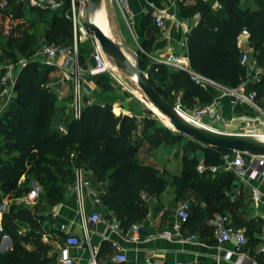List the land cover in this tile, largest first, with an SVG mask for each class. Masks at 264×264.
I'll list each match as a JSON object with an SVG mask.
<instances>
[{"label": "trees", "instance_id": "16d2710c", "mask_svg": "<svg viewBox=\"0 0 264 264\" xmlns=\"http://www.w3.org/2000/svg\"><path fill=\"white\" fill-rule=\"evenodd\" d=\"M149 1L160 6V0ZM216 3L217 7H212L206 2H197L182 11L183 17H199L198 23L186 34V56L190 68L226 88L237 87L246 75L245 67L239 62L237 37L241 30L247 29L250 34L249 44L253 47L252 57L262 69L260 82L251 85V88L257 92V98L264 106V0H253L257 6L256 10L242 8L240 0H216ZM19 8L14 7L12 10L16 13ZM36 15L37 19L31 24H45L49 34L60 39L55 41V44L73 46L70 20L61 13H54L49 18H43L38 13ZM34 38L28 28H25L21 36L10 37L1 45L3 55L0 58L15 61L31 57L40 47L25 54ZM86 48L87 45L78 42L80 62L88 55ZM137 55L141 70L172 106L175 107V97L180 93L190 99L206 100L205 104L212 100L211 95L196 85L186 71L165 65L158 70L154 67L148 68L146 56L143 53ZM51 70L35 63L29 64L18 78L14 101L0 120V134L5 136V145L0 148V152L2 151L3 156H10L9 161L14 162L11 164L8 160L0 159L2 190L6 194L11 192L15 197L26 194L28 187L17 188V183L24 169L29 166L30 171L34 172L35 180L46 189L45 194L52 209L54 205L66 201L68 186L74 178L73 167H83L92 172L93 182L99 189L108 182L107 188L101 189L102 206L108 209L111 215L117 216L122 229L125 230L134 223H141L147 215L150 200L165 191L168 181L159 176L154 167L143 164L136 158L140 148L139 138L134 137L139 128L138 119L135 116L115 115L112 112V103L115 102V99L110 97L112 89L106 78L97 77L95 82L102 89L98 101L106 103V108L101 109L97 105L85 106L79 120L73 118L72 112L65 118L64 110H61L66 133H60L56 127L59 119L56 96L48 86ZM114 111L119 112L117 108ZM142 124L144 129L154 124L161 140L166 144L174 145L188 138L160 123L149 110ZM8 140L11 142L6 143ZM187 140L191 152L200 151L206 165L221 164L225 151L204 147L190 138ZM75 150L80 152L82 161L70 165L69 153ZM12 152H17L18 155L11 157ZM195 158L192 157L187 165H184L186 170L180 176L170 178L171 184L179 191L193 190L205 202L208 213L197 210L195 217L192 219L190 213L187 220L188 222L192 219L196 226L201 227L205 218H211L215 213H224V209L229 207L231 202L228 195L237 186V179L231 173L223 171L214 175L208 172L199 174L198 161ZM84 161H88V164ZM19 223L28 224L34 229L31 235H35V230L39 227L29 209L12 207L9 213L4 214L3 228L15 239L20 237L16 234ZM243 226L237 225L235 228ZM248 227L251 232L258 231V226ZM28 236L30 235L16 240L9 253L0 255V264H51L46 256L47 247L40 241L41 234L37 235V240L30 243L32 249H28L20 241L26 240ZM247 238L245 249L253 254L258 237L251 240L247 235ZM256 258L261 260L259 255H256Z\"/></svg>", "mask_w": 264, "mask_h": 264}, {"label": "built area", "instance_id": "2783aa9c", "mask_svg": "<svg viewBox=\"0 0 264 264\" xmlns=\"http://www.w3.org/2000/svg\"><path fill=\"white\" fill-rule=\"evenodd\" d=\"M88 0H0V31L4 38L12 37L15 27L18 25L15 18L14 7L26 6L29 9H35L45 12L61 13L63 17L70 20L73 31V46L66 47L55 43L42 44L29 58H19L15 61L0 58V120L4 118L8 112L12 102L16 97V86L21 72L31 63L49 69H61L63 75L60 81L64 84L71 83L72 99L71 112L73 118L79 120L82 110L85 106L97 105L101 109L106 108V103L99 102L95 99L83 83L85 79H94L97 77H106L111 81L122 85L116 70L111 64L108 56L98 47L93 36L86 33L85 14ZM121 17L130 30L134 26V15L132 11V0H114ZM167 5L171 0H162ZM12 7V8H11ZM11 8V10L9 9ZM151 15L156 27L163 31L167 19H171L175 26L181 27L183 23L177 20L173 15H169L165 7H157L154 3H150ZM93 41L94 50L91 56V64L83 69L78 63V42L83 38ZM250 34L247 29L240 31L237 37V47L240 51L239 62L245 67L246 75L242 83L235 88H226L214 81L195 73L190 66L187 65L184 58L168 57L158 59V63L186 71L195 82L196 85L203 89H211L213 92L212 100L202 106H198L188 114L189 120L196 126L210 131L221 132L218 127L206 122V120H215L218 123L237 124L239 132L233 134H241L247 136H255L264 134V106L261 105L257 98V92L251 88V85L259 83L261 80L262 69L257 65L256 60L252 57L253 47L249 44ZM3 55L0 45V57ZM231 98L235 105H240L248 109L251 115L242 114L231 116L228 120L222 117V99ZM86 98V101H84ZM136 98L145 103L139 96ZM177 110H179L176 107ZM152 111V109H151ZM112 112H114L112 108ZM153 112V111H152ZM164 125L169 128L162 120ZM171 129V128H170ZM58 131L65 134V126L59 125ZM223 133V132H221ZM222 162L219 166H208L203 158L197 165L199 174L210 173L216 174L219 171L231 173L240 183H248L251 180H260L264 186V156H250L239 152H226L222 155ZM74 178L68 186V193L72 195L76 201L77 215L80 222L85 225L106 223L108 230L112 233H120L126 240L138 242L140 240V223H134L127 229H122L120 221L115 215H111L109 219H103L96 207L102 205L101 192L97 185L91 179L92 172L83 167H73ZM261 192L257 188L252 189V200L257 203L260 200ZM87 204L92 208L87 215ZM54 205L51 209V218L55 221L59 220L60 206ZM4 206V205H3ZM190 203L182 202L176 209V215L180 222L185 223L190 216ZM0 209V241L4 242L9 239V234L4 230L2 220L5 208ZM216 245L219 250L224 244H230L234 247L232 251H225L223 258L230 264H264V227L258 234V244L251 254L246 250L248 238L244 230L236 229L227 214L215 213L209 219ZM177 230L179 227H175ZM57 237L61 242L57 245L58 264H81L71 253L73 249L82 247L81 239L72 234L67 222H58L56 227ZM164 236L168 237V234ZM45 237V236H44ZM120 250V248L113 244ZM259 255L261 260L256 258ZM97 250L91 252L87 264H97ZM127 257L121 251H118L112 257L115 263L126 262ZM144 264H152L150 259H145ZM167 264H183L178 260H172Z\"/></svg>", "mask_w": 264, "mask_h": 264}, {"label": "crops", "instance_id": "0c3cea01", "mask_svg": "<svg viewBox=\"0 0 264 264\" xmlns=\"http://www.w3.org/2000/svg\"><path fill=\"white\" fill-rule=\"evenodd\" d=\"M197 2H206L212 7H217L216 0H171L167 5H164L163 1L160 0V6H156L165 7L169 15H173L183 23V26L178 27L173 24L171 19H167L163 31L156 27L149 14L151 10L149 0H132L131 2L135 32L133 28L130 30L125 24L114 0H102L103 6L99 4L100 9L98 10L104 12L105 19L109 22H106L105 28L108 35L110 34L109 37L121 45L130 46L131 50L135 48L136 54L137 51H141L148 60L147 67H154L158 70L159 67L164 66L158 63V59L170 56L184 58L187 65L190 66L186 56V34L198 23L199 17L198 15L183 17L182 11L194 6ZM240 6L252 10L257 9L253 0H240ZM112 23H115L119 29L117 36H112ZM22 24L18 23L15 27L12 38L21 36L27 26H22ZM128 29L132 39L128 35ZM80 42H89L87 44L90 46L88 55H85L81 62L78 60L80 66L85 69L91 64L94 45L92 40L88 41L85 38ZM122 73L127 74L123 71ZM122 73L116 71L122 85L104 77L112 89L111 95L115 94L114 90L128 95L127 97H117L116 101L112 103V108L113 110L115 108L119 110L117 115L135 116L138 120L143 119L146 116L140 117L131 110L140 106L143 102L137 99L136 95L122 82L120 78ZM62 75L63 71L61 69H52L49 73L50 82L48 81V86L56 96L61 92L62 98L64 100L68 99L71 103L72 85L71 83H62L60 81ZM83 85L95 99L99 100L102 89L95 82V78L92 80L85 79ZM206 91L212 97L213 92L211 89ZM84 101H86V98ZM242 114L251 115V112L243 106L235 105L231 98L225 97L222 99V117L224 120ZM232 126H237V129L232 128ZM218 129L223 133L233 134L237 132L238 125L218 123ZM136 158L143 164L151 165L148 159H141L137 156ZM91 179L93 180V177ZM107 186L108 182L101 185V189L105 190ZM253 188H257L261 192L260 200L257 203L252 200ZM228 196L231 204L227 209H224V214L229 216L234 227L244 225L243 228L239 229L244 230L251 240L256 239L264 227V186L261 181L255 179L242 184L237 180V186ZM186 201L190 203L192 219L195 217L197 210L202 211L204 214L209 211L198 193L193 190L179 191L170 181L159 197L150 200L147 215L140 223V240L138 242L126 240L120 233L110 232L104 222L83 225L77 215L76 201L68 192L66 201L60 206V216L57 223L67 222L70 232L81 239L82 247L71 251L72 255L81 264L88 263L93 250H97V264H144L145 259H150L152 264H167L172 260L181 261L183 264H230L224 260L223 253L232 251L234 247L230 244H224L221 250L218 249L209 223L210 218H205L201 227L196 226L192 219L187 223L180 222L176 215V209L182 202ZM91 210L92 208L87 204V215ZM95 210L99 211L103 219H108L107 217L111 215L109 210L102 205L96 207ZM249 225L252 228L258 226V231L251 232ZM177 226L179 227L178 230L175 228ZM165 234L169 236L166 237ZM114 243L120 250L113 246ZM118 251L126 255V262L115 263L112 261V257Z\"/></svg>", "mask_w": 264, "mask_h": 264}, {"label": "rangeland", "instance_id": "374dc122", "mask_svg": "<svg viewBox=\"0 0 264 264\" xmlns=\"http://www.w3.org/2000/svg\"><path fill=\"white\" fill-rule=\"evenodd\" d=\"M102 4V3H100ZM103 6V4H102ZM100 9L99 5L91 12L90 14V19L92 20V17L95 12ZM29 9L28 7L21 6L19 8V11H16L15 13V18L17 19L18 23H23L22 26H26L25 28H28V32L32 35H34V40L32 41V44L30 45V48L25 52L30 53L31 51L34 52L39 46H41L44 43L47 42H54L57 40H60L58 38H55L54 36L50 35L49 32L47 31V27L45 24H39L35 23L31 24L32 21H35L34 19L36 18V14H41L43 18H49L54 15V12H45V11H39ZM109 13L111 14V10L109 9ZM105 22H108L105 19ZM109 23V22H108ZM106 28V27H105ZM1 30V29H0ZM86 31V33L89 36V31L87 29H83V31ZM106 30V29H105ZM133 31L135 32V26H133ZM20 32V31H17ZM129 32V37L131 38V33L128 29ZM105 33L108 35L107 30ZM119 33V29L115 23H112V36H117ZM8 38H4L3 35L1 34L0 31V45L6 43ZM132 39V38H131ZM88 41H91L90 37H88ZM116 42V41H115ZM85 46L87 45L86 48V53L90 51V46L88 47L89 42H83ZM125 46L127 49L131 50L130 46ZM134 47V46H133ZM136 49L133 48L134 53ZM137 53L141 54V51H137ZM23 55V54H22ZM19 57H21L20 54H18ZM111 64L115 68L116 71L118 68L116 65L111 61ZM156 70V69H155ZM121 80L123 83L127 85V87L135 94L138 96L141 95L144 97L143 93L140 91L138 88L135 77L131 75H127L122 73L120 76ZM50 82V81H49ZM48 82V83H49ZM119 88V87H118ZM121 90V88H119ZM114 95H110V97L114 98L115 101L117 97H127L128 95L123 94L121 91L117 92L114 90ZM56 96V94H54ZM61 92L57 94L56 96V107L57 111L59 113V119H57V124L56 127L58 129L59 125H62L63 122H65L64 118L62 119V112L61 110H64L63 116L66 118L67 115L71 113V106H70V101L64 100L61 96ZM206 103V100H194L190 99L188 97H185L184 95H177L175 97V107L179 109V112L181 113L180 115L184 117L187 121L192 123L189 118L188 114H191L192 111L198 106H202ZM134 111L138 116H148V110L151 111V108H149L146 103H141L140 106L135 107L131 109ZM153 111V110H152ZM69 113V114H68ZM115 115V111L113 112ZM156 119L161 123L163 118L161 115H158L154 111L152 112ZM139 117V118H140ZM62 119V120H61ZM206 122L218 127V122L215 120H206ZM61 123V124H60ZM139 123V128L138 131L134 134V137L139 138V143H140V148L138 152L136 153L137 157H141V159H148L151 162V166L154 167L158 171V175L162 176L164 179H167L168 184L172 179L170 177H175V176H180L186 169L184 168V165L186 166L187 163L192 159V157H196L195 159L198 161L197 165L201 159V154L200 151L196 152H191V146H189L187 143L188 138H184L181 142L176 143L174 145L166 144L164 141L161 140L160 133L157 132L155 129V125L153 124L151 127L143 128L144 124L143 119L138 120ZM163 123V122H162ZM59 124V125H58ZM164 124V123H163ZM237 126H232V128H236ZM143 128V129H142ZM237 129V128H236ZM239 129V128H238ZM172 131H174L171 128ZM239 132V130H237ZM261 136H264L263 134H257L255 136H252L253 138H260ZM5 136L0 134V148H2L5 145L4 139ZM11 140L6 141V143H10ZM3 150V149H2ZM69 153V162L70 165H74L80 161H82V158L80 157V152L75 150V151H70ZM11 157L12 156H17V152H12L10 153ZM3 160H8L10 156H3L2 151L0 152V159ZM10 162V161H9ZM85 163L88 164V161H84ZM13 164L14 162H10ZM30 167H26L24 169L23 174L19 177L18 183H17V188L18 187H23L25 188L26 186L28 187V192L21 197H15L11 192L9 193H4L0 186V209H3L4 207L5 213H9L10 209L12 207H23L24 209H29L31 212V215L35 218V223L39 225V227L36 228V234L38 235L39 233L41 234L40 241L47 247V258L48 260L51 261V264H58V251H57V245L59 242H61L60 237H57L56 233V227H57V221H54L51 218V205L48 202V198L46 197V192L45 188L43 189L42 185L38 183L37 180L33 177L34 172L30 171ZM25 182H27L25 184ZM1 185V184H0ZM213 197V196H212ZM4 205V206H3ZM4 213V214H5ZM3 214V216H4ZM3 221V220H2ZM34 229H32L28 224H23L19 223V228L17 230V235L20 236L17 239L9 235V239L6 241L2 242L0 241V255L9 253L13 247L14 243L16 240H19L20 238L30 235L27 237L26 240H20L25 247L28 249H32L30 246V243L32 241L37 240V235H31V232ZM45 236V237H44Z\"/></svg>", "mask_w": 264, "mask_h": 264}, {"label": "water", "instance_id": "95a60500", "mask_svg": "<svg viewBox=\"0 0 264 264\" xmlns=\"http://www.w3.org/2000/svg\"><path fill=\"white\" fill-rule=\"evenodd\" d=\"M102 0H88L85 14V27L93 36L98 47L123 72L137 77V86L148 102L169 120L172 129L194 142L209 148L225 152H239L250 156H264V143L252 136L221 133L203 129L189 123L180 115L179 110L172 106L150 83L147 75L141 70L139 57L133 51L107 36L94 25L89 16Z\"/></svg>", "mask_w": 264, "mask_h": 264}, {"label": "bare ground", "instance_id": "6f19581e", "mask_svg": "<svg viewBox=\"0 0 264 264\" xmlns=\"http://www.w3.org/2000/svg\"><path fill=\"white\" fill-rule=\"evenodd\" d=\"M89 19H90V16H89ZM90 21L96 25L97 27H99L104 33H105V27H106V22H105V15H104V12L102 10H98L97 12L94 13L93 17H92V20L90 19ZM106 34V33H105ZM107 35V34H106ZM135 79H136V84H137V77L136 75L132 74ZM138 96L146 103V105L151 108L155 113H157L158 115H161L149 102L148 100L139 95ZM180 113V112H179ZM181 114V113H180ZM161 117L163 118V121L165 122V124L169 127V128H172L170 123H169V120L167 118H165L164 116L161 115ZM185 117V116H184ZM183 117V119H185ZM186 120V119H185ZM187 121V120H186ZM189 122V121H188ZM190 123V122H189ZM264 135V134H263ZM255 140H257L258 142H261V143H264V136H261L260 138H254Z\"/></svg>", "mask_w": 264, "mask_h": 264}]
</instances>
